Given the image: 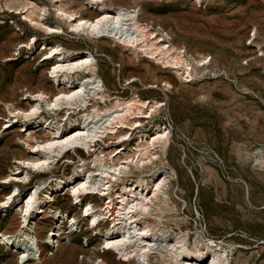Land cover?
<instances>
[{
	"label": "rangeland",
	"instance_id": "1",
	"mask_svg": "<svg viewBox=\"0 0 264 264\" xmlns=\"http://www.w3.org/2000/svg\"><path fill=\"white\" fill-rule=\"evenodd\" d=\"M33 1L47 7L42 17L46 22L61 24L64 31H46L23 15L21 2L15 1L10 7L9 0H0V200L10 196L15 186L22 195L28 190L26 183L4 181L5 176L18 171L14 170L16 160L30 156L24 142L28 131H21L18 117L10 114L9 107L21 104L28 108L33 102L31 91H58L50 78L54 66V60L47 58L50 44H61L68 50L88 49L94 54L99 73L106 76L112 98L138 94L143 99L157 98L162 104L134 130L130 141L107 138L98 142L97 149L109 152L127 143L130 147L137 134L150 135L161 123L171 130L166 151L143 174L146 178L152 171L170 175L169 208L163 215L168 220L166 233H157L152 245L155 251L175 243L174 233L182 234L184 239L189 234L190 248L211 239L223 248H236L238 264H264V72L262 57L248 44L254 31L264 37V0H109L112 5H133L143 16V23L168 32L172 43L185 50L193 69L206 68L193 81L181 79L174 69L145 54H141L145 59L142 62L135 56L140 64L136 68L125 58L131 52L116 42L74 32L69 21L57 16L51 0ZM62 2L86 14H97L87 9L85 0ZM142 7H147V15L142 14ZM115 30L126 34L133 31L125 22ZM203 55L211 57L204 67L194 63V58ZM156 72L159 79L154 78ZM166 79L172 81L169 88ZM9 119L15 126L6 129L5 121ZM37 136L45 135L38 132ZM81 154L89 159L84 152ZM69 159L53 167L48 175L69 174L76 159L74 152ZM41 176L45 174L34 173L32 181ZM56 206H62L73 217L80 216L82 230L73 236L75 247H65L52 264H80L82 259L92 264L97 253H106L111 264L123 260L109 253L105 244L100 245L103 235L88 224L87 217H81L82 206L74 204L68 194L59 195ZM20 209L17 202L8 208L0 206V231L6 230L12 216H22ZM53 211L39 222L41 242L45 244L50 242L46 241L49 229L56 223ZM106 224L102 222L103 227ZM34 243L30 240V245ZM82 248L87 249L91 260ZM46 249L53 257V246L47 245ZM176 249H180L178 244ZM11 252L0 246V264H18ZM33 253L34 261L39 262L37 249Z\"/></svg>",
	"mask_w": 264,
	"mask_h": 264
},
{
	"label": "bare ground",
	"instance_id": "2",
	"mask_svg": "<svg viewBox=\"0 0 264 264\" xmlns=\"http://www.w3.org/2000/svg\"><path fill=\"white\" fill-rule=\"evenodd\" d=\"M15 1L21 2L23 15L35 25L51 33L64 31L61 24H51L43 19L46 6L33 0H9L8 5L11 7ZM51 1L57 16L69 21L72 31L116 42L121 49L131 52L125 58L136 68L140 64L135 62V56L142 62L145 59L141 54H145L174 69L185 81H193L206 69H193V63L185 57V50L172 43L168 32L154 30L152 24L143 23V16L136 13L133 5L85 0L87 9L96 11L97 14L93 15L78 11L68 2ZM146 8L142 7L143 15L148 13ZM123 22L130 25L132 33L115 30ZM47 58L54 60L50 78L58 91H31L33 102L28 108L21 104L9 107L10 114L18 117L21 131H28L24 142L30 156L16 160L14 170L18 171L5 176L4 181L26 183L28 190L22 195L19 187L15 186L10 196L0 200V206L7 208L16 202L21 204L22 215L12 216L6 230L0 231V246L8 253L11 252L9 247L14 249L11 253L18 259V264H52L65 247L74 248L73 236L82 230L80 216L73 217L62 206L55 207L58 196L68 194L74 204L82 206L81 217H87L88 224L103 235L104 241L100 245L105 244L104 248L109 253L123 258L117 264L125 260H129V264H139L136 258L146 264H238L236 248H223L211 239L205 240L202 246L197 242L194 248H190L189 234H185L184 239L181 233H174L175 243H168L158 252L152 246L158 232L166 233L165 222L168 220L163 215L169 208L170 175L152 171L146 178L143 174L145 168L160 159L168 147L171 130L166 124L156 125L153 133H147L149 136L144 132L137 134L130 147L127 143L109 152L97 149L98 142L107 138L121 143L131 139L143 120L151 118L162 107L161 101L157 98L143 99L138 94L130 98H112L106 76L99 73L94 54L88 49L68 50L61 44H50ZM210 58L203 55L199 59L194 58V63L204 67ZM154 78L159 79V72ZM171 84L170 79L165 80L167 88ZM5 123L6 129L15 126L12 119ZM38 132H44L45 136L38 137ZM71 152L76 155L72 160V171L48 175L60 162L70 161ZM81 152L89 159L84 158ZM34 173L45 176L34 182ZM94 199L101 200L102 204L98 205ZM51 209H54L52 216L56 223L49 229V244H45L41 242L43 232L39 222ZM104 221L107 224L103 227ZM30 240L35 242L33 246ZM50 244L54 249L53 257L46 249ZM176 244L180 249H176ZM33 249H37L39 262L34 261ZM82 250L91 260L87 249ZM97 259L100 260L97 264H111L106 253H97ZM82 260L78 263L87 264V260ZM8 262L7 259L5 263Z\"/></svg>",
	"mask_w": 264,
	"mask_h": 264
},
{
	"label": "built area",
	"instance_id": "3",
	"mask_svg": "<svg viewBox=\"0 0 264 264\" xmlns=\"http://www.w3.org/2000/svg\"><path fill=\"white\" fill-rule=\"evenodd\" d=\"M248 44L250 45L252 49L255 50V52L260 57H262L263 62H262L261 67L264 72V37L257 31H254L248 39Z\"/></svg>",
	"mask_w": 264,
	"mask_h": 264
}]
</instances>
